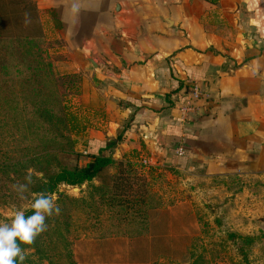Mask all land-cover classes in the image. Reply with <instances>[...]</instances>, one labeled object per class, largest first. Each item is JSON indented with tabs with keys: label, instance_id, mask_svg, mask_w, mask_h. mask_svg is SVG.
Instances as JSON below:
<instances>
[{
	"label": "crops",
	"instance_id": "obj_1",
	"mask_svg": "<svg viewBox=\"0 0 264 264\" xmlns=\"http://www.w3.org/2000/svg\"><path fill=\"white\" fill-rule=\"evenodd\" d=\"M119 1L100 3L82 16L79 29L67 35L72 50L55 48L66 56L61 70L75 76L71 128L81 152L123 133L112 150L116 160L242 184L250 201L264 203V188L259 197L254 190L264 185V5L161 0L158 13L122 17ZM43 21L47 40L61 43L63 23ZM195 86L199 99L192 97ZM185 104L198 106L187 120ZM187 208L177 215L192 220ZM99 257L91 264H123Z\"/></svg>",
	"mask_w": 264,
	"mask_h": 264
},
{
	"label": "rangeland",
	"instance_id": "obj_2",
	"mask_svg": "<svg viewBox=\"0 0 264 264\" xmlns=\"http://www.w3.org/2000/svg\"><path fill=\"white\" fill-rule=\"evenodd\" d=\"M106 1L110 0H38L42 20L48 17L54 22L58 20L63 23V29L57 32L61 43L46 40L42 46L44 52L42 56L54 63L58 88L70 122L69 135L75 141L74 153L58 154L59 161L68 166L85 165L88 159L86 154L81 152V141L78 142L71 128L74 119L71 115L70 103L71 95L76 89L73 87L75 76L61 70V62L66 56L57 54L55 48L64 44L67 50H72L69 41H66L68 36L72 37L75 30L79 29L80 19L84 14L88 15L92 11L90 8L97 9L100 3ZM160 1L120 0L122 8L120 7L118 13H121L122 17L130 11L140 14L158 13L161 8L156 2ZM248 1L264 5V0ZM130 174L134 179L131 181L133 185L129 192L133 193L138 189L139 194L145 193L142 195L146 199L145 206L149 204L147 228L146 231L144 229V233L139 232L141 230L139 219L134 221L135 217L130 215L133 210H139L144 206L135 203L133 206L135 209L129 210L128 215L120 211L116 212L119 207H107L109 211H113V215H103V220L109 227L108 231L111 229L107 236L77 237L79 229L73 220L78 217L71 221L73 199L84 197L89 207L99 212L103 205L100 203L98 190L94 188L100 185L99 179L98 184L92 182L81 187L63 184L52 194L61 211L59 215H54L49 220H58L61 223L62 230L66 232L69 248L72 249L73 259H71L75 264H91L100 254L101 259L105 261H121L123 264H135L136 261L138 264L143 262L147 264H264V211L256 216L248 215L249 211L264 209V203L259 200L250 201L248 196H245L246 192H241L244 185L231 184L232 182L222 184L220 180L213 179L201 180L187 175V171L178 172L168 168L158 170L145 165H134ZM24 178L25 176L20 179L14 174L5 176L0 171V222L10 220L18 209L26 213L30 210L31 200L34 194L38 193L33 190L34 180L29 192L25 193L23 198L13 190V185L23 183ZM249 187L247 186V189ZM238 188L241 193L236 196L235 192ZM263 188L262 184L255 185L257 197L263 196ZM187 205L193 210L192 220L188 216L177 215L181 213L180 211L188 209ZM251 221L253 228L248 230ZM239 236L253 238V241H244ZM22 247L26 248L24 264L37 262L34 250L26 246ZM134 249L137 251L136 254L131 253Z\"/></svg>",
	"mask_w": 264,
	"mask_h": 264
},
{
	"label": "trees",
	"instance_id": "obj_3",
	"mask_svg": "<svg viewBox=\"0 0 264 264\" xmlns=\"http://www.w3.org/2000/svg\"><path fill=\"white\" fill-rule=\"evenodd\" d=\"M46 23L41 19L37 0H0V171L20 179L29 168L43 172L47 182L33 176V190L51 194L63 184L81 187L99 179L100 185L94 187L103 205L99 212L93 211L84 197L73 199L71 221L78 217L73 220L79 229L77 237L107 236L111 229L108 231L103 215H113L107 207H119L116 212L128 215L135 203L144 205L130 214L134 221L139 219L142 233L148 222L149 204L145 206L142 196L145 193L139 194L138 189L129 192L134 165L125 158L114 159L112 153L123 133L98 150L88 144L86 155L91 160L85 165L68 166L58 159L59 153H74L75 141L69 135L70 122L54 63L42 56V46L48 38ZM47 223L48 230L26 246L37 256L34 264H75L61 223L51 219Z\"/></svg>",
	"mask_w": 264,
	"mask_h": 264
},
{
	"label": "clouds",
	"instance_id": "obj_4",
	"mask_svg": "<svg viewBox=\"0 0 264 264\" xmlns=\"http://www.w3.org/2000/svg\"><path fill=\"white\" fill-rule=\"evenodd\" d=\"M36 179L47 182L43 172L27 169L23 183L13 185V190L21 197L29 192ZM60 207L49 192H38L31 200L30 214L24 210H16L10 220L0 222V264H24L26 248L48 230L47 221L54 215L60 214Z\"/></svg>",
	"mask_w": 264,
	"mask_h": 264
},
{
	"label": "built area",
	"instance_id": "obj_5",
	"mask_svg": "<svg viewBox=\"0 0 264 264\" xmlns=\"http://www.w3.org/2000/svg\"><path fill=\"white\" fill-rule=\"evenodd\" d=\"M202 96V93L199 89L198 86H195L193 89L192 97L193 99H199ZM198 109V106L194 104H185L181 107V113H182V118L187 120L189 116L192 114L196 113ZM70 110H73V104L70 103ZM183 149H180V152L182 153ZM87 154V152H85ZM145 163V162H144Z\"/></svg>",
	"mask_w": 264,
	"mask_h": 264
}]
</instances>
